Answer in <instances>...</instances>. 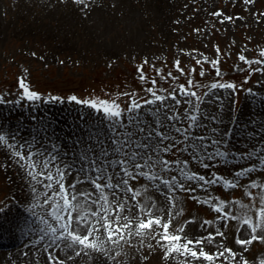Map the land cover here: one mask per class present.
Returning <instances> with one entry per match:
<instances>
[{"label":"snow or ice","instance_id":"1","mask_svg":"<svg viewBox=\"0 0 264 264\" xmlns=\"http://www.w3.org/2000/svg\"><path fill=\"white\" fill-rule=\"evenodd\" d=\"M82 2L77 0V3ZM239 59L246 61L247 58L240 55ZM260 63L264 64V59ZM175 64L188 77L187 84L192 87L178 83L172 89L162 88L152 78L151 86L144 87L143 96L137 91L118 92V95L129 97L124 106L117 100L98 96L68 95L69 102L88 106L104 121L103 128L86 126L79 135L74 132L71 149L57 139L55 131L24 140L16 139L18 133L0 131L3 142L0 151L12 150L4 153V166L13 164L21 174L24 181L21 191L28 190L24 200L31 199L27 211L39 221L30 231L32 243L47 253L45 264L49 261L51 264H76V258L81 255L91 264H122L118 259L124 251L121 241L129 243L133 234L154 237L168 264H171L173 253H183L185 258L181 264H224V261L252 264L243 253L247 251L245 246L264 241V181L258 183L249 175L250 171L254 172L255 163L251 170L234 165L240 171L233 175L226 170L227 176L214 168V163H221L216 158L227 155L224 148L230 144V129L225 127L223 97L215 96L212 90L237 86L231 81L214 80L207 92L198 94L193 88L200 86V82L194 81L180 67L179 61ZM212 64L215 66L216 61ZM154 71L161 73L162 69ZM260 71L264 72V68ZM138 72L140 80L147 79L143 64ZM200 75H204L203 69ZM167 77L176 80L172 72H168ZM19 87L23 91L19 92L15 103L24 98L33 103L64 99L52 95L42 97L40 92L30 90L23 78L19 80ZM202 87L207 88L206 85ZM245 91L251 93L252 89ZM0 101L13 102L4 101L3 96ZM204 104L218 107L210 112ZM249 123L260 125L258 132L253 127L246 133L247 142L253 144L251 152L228 149L235 150L240 159L255 156L264 149V119L254 118ZM259 166L264 169V155L259 158ZM246 176L247 183H242L241 177ZM221 183L224 188L242 187L251 199L244 203L235 198L214 197L208 192L213 185ZM84 185L87 187H82ZM251 188L257 191L254 193ZM198 190L204 191L197 194ZM150 191L154 194L150 195ZM188 193L193 194V201L211 206L221 231H207L205 237L189 235L184 228L170 230L172 212L177 207L184 211L180 196ZM157 195L162 197L161 203ZM234 204H239V208L234 209ZM34 207L39 211H33ZM191 219L196 221L195 216ZM231 222H236L235 231L239 233L235 236V244L241 246L239 253L225 246V240L213 239L225 236L222 229L231 228ZM212 223L205 219L199 227L205 228ZM209 243L216 245L215 251L206 250ZM148 247L151 249L153 245ZM219 257L224 259L218 260ZM140 258L148 259L143 253ZM258 264H264V257Z\"/></svg>","mask_w":264,"mask_h":264},{"label":"rangeland","instance_id":"2","mask_svg":"<svg viewBox=\"0 0 264 264\" xmlns=\"http://www.w3.org/2000/svg\"><path fill=\"white\" fill-rule=\"evenodd\" d=\"M171 4L174 9L168 14L167 29L164 32L150 29L143 38L144 46L137 51L120 50L108 54L86 39L67 41L62 37L40 33L23 35L10 32L0 35V96H3L4 101H13L12 103L0 101V108L9 105L17 109L30 107L31 112H37L46 118L50 113L49 109H44V104L67 103L75 110L85 108L96 114L88 106H82L75 101L69 102L67 96L77 95L80 98L98 96L117 100L124 106L129 102V97L118 95V92L137 91L143 96V89L145 86H151L152 78H155L158 87L162 88L172 89L178 83L192 87L187 84L188 77L176 67L175 62L179 61L180 67L184 68L194 81L200 82V86L193 88L198 94H204L211 88L214 80L234 83L237 86L235 89L223 90L227 92V111L236 113L246 93L245 89L264 87V72L260 71L264 68V64L260 63V60L264 59V52H261L264 49V0H251V3L247 0H171ZM228 16L232 19H226ZM240 55H245L246 61H241ZM213 60L216 61L215 66L212 64ZM145 61L147 63H144ZM141 64L146 80L139 79L138 67ZM155 68H161L162 72L156 73ZM201 69L204 70L203 76L200 75ZM168 72L173 73L175 81L167 77ZM245 76L248 79H244ZM21 78L25 80L30 90L40 92L42 97L52 95L64 99L33 103L24 98L20 103H15L19 92L23 91L19 87ZM204 85L207 88L202 87ZM39 104L41 105L38 106ZM209 107L216 108L211 104ZM6 118L11 120L13 115L10 113ZM239 136L232 137L230 144H244L243 135ZM216 159L221 163H214V168L226 176V170H230L234 175L240 168L233 166H242L241 163L235 164L228 155ZM243 166L248 167V162ZM3 173L0 170V208L4 205L8 187H11L9 177L7 175L5 177ZM251 178L256 179L258 183L262 182L264 170L252 173ZM241 181L247 183V177H241ZM250 190L254 193L257 191L255 188ZM203 191L198 190L197 194ZM208 192L214 197L220 196L229 200L235 198L244 203L251 199L246 196L242 187L224 188L222 183L213 185ZM192 195L181 194L184 211L181 212L180 207H177L170 230L185 229L187 225H200L205 219H210L213 223L210 226L206 225L204 232L221 231L220 228H215L216 213L211 206L193 201ZM232 207L238 209L239 204ZM193 216L196 217V221H192ZM26 224L28 227L25 232L29 231V227H36L39 221L31 220ZM235 228L236 222H231V228L222 229L226 233L225 236L213 238L217 241L225 240V246L234 248L235 236L239 234ZM144 242L141 253L148 259H141V253H136L129 242L121 244L124 251L120 253L118 259L122 264H168L162 250L156 246L154 237L146 236ZM149 244L153 245L151 249L148 247ZM245 247L247 251L243 254L252 264H257L258 260L264 257V241H254ZM178 257L177 253L171 254V264H179ZM224 264H228V261H224Z\"/></svg>","mask_w":264,"mask_h":264},{"label":"bare ground","instance_id":"3","mask_svg":"<svg viewBox=\"0 0 264 264\" xmlns=\"http://www.w3.org/2000/svg\"><path fill=\"white\" fill-rule=\"evenodd\" d=\"M173 9L171 0H83L82 3H77V0H0V35L10 32L23 35L40 33L62 37L67 41L86 39L108 54L120 50L137 51L144 46L143 38L150 29L160 32L167 29L168 14ZM212 91L215 96L223 97L225 127L230 129L229 140L236 135H243L244 144L233 145L231 143L225 146L224 150L227 151V155L235 164L241 163L243 166L248 162L249 166L245 168L250 170L252 164L255 163L254 172L264 170L259 166V158L264 155V149L257 155L245 159L238 158L234 150L232 152L228 150L232 148L251 152L253 144L247 142L246 133L253 130V127L257 132L259 131L260 125H251L249 123L251 119H264V87L252 89L251 93L246 92L236 113L227 111L226 90L214 89ZM209 99H214V96H209ZM44 107V109H49L50 113L46 118L41 117L37 112H31L30 107L17 109L9 105V107L0 108V131L7 134L18 133L16 136L18 140H24L33 135L51 134L55 131L57 139L64 144L65 148L71 149V137L74 132L79 135L86 126L103 128L104 125L101 116L85 108L75 110L67 103L57 105L47 103ZM203 107L210 112L215 111L213 107H209V104H204ZM10 113L13 115L11 120L6 118ZM245 125L248 127L246 128ZM253 143L259 147L258 143L255 141ZM2 144L3 142L0 141V145ZM11 151L7 148L0 151V170L4 172L5 177H9L8 181L11 186L8 187L4 205L0 208V264H45L47 253L39 250V246L32 243L30 230L33 227H29L27 232L24 231L28 227L26 223L34 220L27 211V204L31 203V199L29 198L27 202L24 200L28 190L25 188L23 192L21 191L24 181L15 165L9 164L5 167L3 163L4 153H11ZM238 171L240 169H237ZM254 172L250 171L249 175ZM82 187L86 188L87 185ZM149 194L154 193L150 191ZM157 200L161 203L162 197L157 195ZM32 210L39 211L35 207ZM176 212L177 208L173 210L171 218L176 215ZM191 226L187 225L184 229L189 235L207 236L204 232L206 227L200 228L198 224ZM215 228H218L217 225ZM145 238L146 236L133 234L130 246L135 249L136 253H141L143 250L142 245L145 243ZM121 244L125 243L121 241ZM209 249L214 251L216 245L209 243L206 250ZM233 250L239 253L241 246L236 245ZM59 255L65 258L63 253ZM184 258L183 253H180L178 263L181 264ZM48 264L51 262L49 261ZM76 264H91V261L81 255L76 258Z\"/></svg>","mask_w":264,"mask_h":264}]
</instances>
